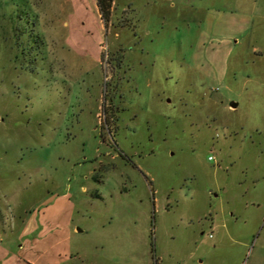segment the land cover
<instances>
[{
    "label": "rangeland",
    "instance_id": "rangeland-1",
    "mask_svg": "<svg viewBox=\"0 0 264 264\" xmlns=\"http://www.w3.org/2000/svg\"><path fill=\"white\" fill-rule=\"evenodd\" d=\"M0 264H264V0H0Z\"/></svg>",
    "mask_w": 264,
    "mask_h": 264
},
{
    "label": "trees",
    "instance_id": "trees-1",
    "mask_svg": "<svg viewBox=\"0 0 264 264\" xmlns=\"http://www.w3.org/2000/svg\"><path fill=\"white\" fill-rule=\"evenodd\" d=\"M113 0H97V5L102 19L108 23L111 15Z\"/></svg>",
    "mask_w": 264,
    "mask_h": 264
},
{
    "label": "water",
    "instance_id": "water-1",
    "mask_svg": "<svg viewBox=\"0 0 264 264\" xmlns=\"http://www.w3.org/2000/svg\"><path fill=\"white\" fill-rule=\"evenodd\" d=\"M237 105L236 104H233L232 107H236Z\"/></svg>",
    "mask_w": 264,
    "mask_h": 264
},
{
    "label": "built area",
    "instance_id": "built-area-1",
    "mask_svg": "<svg viewBox=\"0 0 264 264\" xmlns=\"http://www.w3.org/2000/svg\"><path fill=\"white\" fill-rule=\"evenodd\" d=\"M210 159H212V158H210Z\"/></svg>",
    "mask_w": 264,
    "mask_h": 264
}]
</instances>
